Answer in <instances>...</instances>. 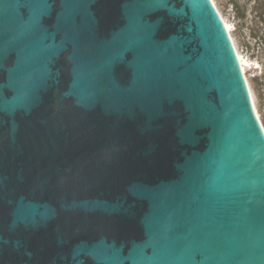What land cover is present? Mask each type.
Here are the masks:
<instances>
[{
	"label": "water",
	"instance_id": "1",
	"mask_svg": "<svg viewBox=\"0 0 264 264\" xmlns=\"http://www.w3.org/2000/svg\"><path fill=\"white\" fill-rule=\"evenodd\" d=\"M214 0H0V264H264V124Z\"/></svg>",
	"mask_w": 264,
	"mask_h": 264
},
{
	"label": "rangeland",
	"instance_id": "2",
	"mask_svg": "<svg viewBox=\"0 0 264 264\" xmlns=\"http://www.w3.org/2000/svg\"><path fill=\"white\" fill-rule=\"evenodd\" d=\"M218 9L220 10L222 16L229 23L232 28L231 34L234 38L236 47L240 55L244 58L250 60L251 64L246 65V75L248 77L249 84L254 95L256 106L260 112L262 122L264 124V54L262 53V43L258 42L254 48H249L246 45V41L250 40V37L246 33H242L239 28V19L237 14L231 4L230 0H214ZM255 3V0L252 1V4ZM258 5V3H257ZM261 9L258 8V13ZM251 16V15H250ZM260 27L263 26V23L259 21ZM262 32H264V27H262ZM257 40H260L257 38ZM256 40H253V45H255ZM255 54V55H254Z\"/></svg>",
	"mask_w": 264,
	"mask_h": 264
},
{
	"label": "trees",
	"instance_id": "3",
	"mask_svg": "<svg viewBox=\"0 0 264 264\" xmlns=\"http://www.w3.org/2000/svg\"><path fill=\"white\" fill-rule=\"evenodd\" d=\"M252 1L253 0H230L240 20L238 24L240 30L250 37V40L246 41V45L255 50L257 43L261 42L263 45L262 53L264 54V32H262V27H264V0H255L254 4H252ZM258 8L261 9L259 13ZM257 17H259V21L263 23L262 27H260ZM257 38L260 40H257ZM254 39L256 40L255 45H253Z\"/></svg>",
	"mask_w": 264,
	"mask_h": 264
},
{
	"label": "bare ground",
	"instance_id": "4",
	"mask_svg": "<svg viewBox=\"0 0 264 264\" xmlns=\"http://www.w3.org/2000/svg\"><path fill=\"white\" fill-rule=\"evenodd\" d=\"M222 17H223V16H222ZM223 19H224V21H225V24H226L228 30H229L230 33H231L232 28L230 27L229 23L226 21V19H225L224 17H223ZM237 51H238V50H237ZM238 55H239V58H240V61H241V64H242V67H243L244 73L246 74V65L249 66V65L251 64V62H250L249 59L242 57V56L240 55L239 52H238ZM246 78H247V80H248L247 75H246ZM248 82H249V81H248ZM250 89H251V87H250ZM251 92H252V89H251ZM252 97H253V100H254V105H255V108H256V112H257L258 116H260V118H261L260 112L258 111V108H257V106H256V102H255V99H254V95H253V93H252Z\"/></svg>",
	"mask_w": 264,
	"mask_h": 264
}]
</instances>
